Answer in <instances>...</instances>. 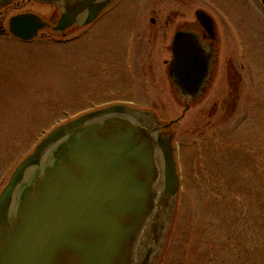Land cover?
<instances>
[{"label": "rangeland", "instance_id": "obj_1", "mask_svg": "<svg viewBox=\"0 0 264 264\" xmlns=\"http://www.w3.org/2000/svg\"><path fill=\"white\" fill-rule=\"evenodd\" d=\"M125 1L111 14L118 18L110 25L112 34L122 36L129 29V20L120 12L135 11L136 4ZM144 1L142 34H147L154 5L170 11L179 8V0ZM199 1L187 0V15ZM213 1L214 8L223 10L240 30L247 47L246 68H237L236 52L220 53V59L230 57L238 71L231 69L236 78L231 87L234 98L221 65L205 94L183 116L185 104L174 88L167 92V83L158 81V75L153 82L147 74L152 47L144 36L136 74L120 85L128 88L121 89V95L114 81L118 68L107 67L101 57L106 46L101 26L78 33L74 41L51 35L29 43L11 35L0 37V192L17 164L53 126L125 98L128 90L144 88L147 94L139 92L135 102L156 108L160 123L182 116L166 130L173 135L180 189L157 264H264V14L255 0ZM17 10L51 20L54 7L18 1L2 10V18ZM157 61L155 73L163 70L161 59Z\"/></svg>", "mask_w": 264, "mask_h": 264}, {"label": "water", "instance_id": "obj_2", "mask_svg": "<svg viewBox=\"0 0 264 264\" xmlns=\"http://www.w3.org/2000/svg\"><path fill=\"white\" fill-rule=\"evenodd\" d=\"M38 1L57 5L56 25L33 13L14 15L13 35L30 40L46 28L65 34L106 5ZM173 44L168 76L188 107L210 81L213 53L188 31L177 32ZM169 126L148 110L111 105L51 131L0 194V264H157L179 191Z\"/></svg>", "mask_w": 264, "mask_h": 264}, {"label": "flooded vegetation", "instance_id": "obj_3", "mask_svg": "<svg viewBox=\"0 0 264 264\" xmlns=\"http://www.w3.org/2000/svg\"><path fill=\"white\" fill-rule=\"evenodd\" d=\"M23 1V0H11L7 4H4L0 6V37L8 38L10 35L15 37L16 39L21 40L22 42L29 43L32 42L37 37H42L44 35L48 36L51 35L54 38H64L65 37L71 41H74L76 37L79 35L78 33L84 32V34L89 33L91 30L96 28L97 26H101L100 30V36L104 40L103 42L106 44L104 47L105 52L102 51L101 57L104 62L108 64L107 67L109 68H118V74L117 77L114 78L115 83L119 86L120 91L118 94H123L122 90L128 89L124 88L122 89L120 85H124V83L127 84L128 80L131 78L130 76L135 75L137 70V65L139 61V44L142 42V37H146V43L147 46L152 47L150 49V58L148 64L146 65L148 73L154 82L156 79V75H158L159 80H161L162 84H168L167 90L164 85V91L171 93L172 92V83L168 76V67L170 64L171 59L173 58V42L174 37L177 32L185 31V32H191L195 34L200 41V44L207 50L212 51L213 58L211 61V78L210 81L205 86L204 92L205 94L207 87L209 83L212 81L215 77L214 74L217 73V71H220V66L223 65L225 67V76L227 78L228 87L230 88L229 96L230 98L232 96V88L235 85L236 78L232 76V71L235 74L238 71L235 69V64L231 61L230 57L222 58L220 59V53L223 52H236L237 56L236 59L238 60V63L240 62V66H237V68L245 69V61L244 56L247 52L246 44L244 43V39L241 36L240 30H238L235 26V23L233 19L226 15V13H223V10L220 9V11H217L214 8L215 2L211 0L206 1H199L200 5L195 7L192 11V15H187V0H179V8L177 10H167V9H161L160 7L153 6L147 19V34H142V25L144 21L141 22L143 16L140 11L141 5L145 2L142 0V3L140 0H133L134 4H136L135 11H128V12H120L123 14V17L129 20V29H127L123 35L121 36L118 33L112 34V27L110 25L117 23L118 18L117 15H111L113 12H117L118 9L127 1L125 0H101L105 1V6L102 9V11L96 16L91 22L80 24L78 23L74 24L70 28H68L65 32V34H59L53 31L52 28H46L42 29L38 32V34L30 39V40H24L21 39L15 35H13L8 27L9 20L14 15L19 14H25V13H33L36 15V12L33 11H27V10H17L16 12L10 14L7 18L3 19V12L5 8L11 6L12 4ZM32 2H38L43 3L38 0H27ZM257 1V0H256ZM259 1V0H258ZM48 4V3H47ZM54 7V11L51 15V20H46L45 17L42 18L45 19V21L49 22L50 24L56 25L59 16L60 11L56 4L50 3ZM138 5L140 8L137 10ZM161 5V3H159ZM143 6V5H142ZM157 7V8H156ZM157 10V11H156ZM203 15L208 19H210L213 26L211 27V31L207 30L205 27L206 21L203 18ZM227 19H226V18ZM224 27V28H223ZM74 31V32H72ZM72 32V33H70ZM70 33V34H69ZM121 36V37H119ZM61 37V38H59ZM123 46V47H120ZM149 50V49H148ZM241 53V54H238ZM157 59H161L163 64V70L157 69L155 73V63H159ZM223 61V63H222ZM234 61V59H233ZM235 70V71H234ZM117 71V69H116ZM108 74V72H105ZM238 77V75H237ZM109 79V78H108ZM143 82V81H142ZM239 82V81H238ZM157 81L155 82V84ZM154 84V83H153ZM122 89V90H121ZM144 88H139V90L133 89L132 91L125 92V98L122 95V98H117L110 100V102L93 107L89 110L99 109L104 106H108L110 104H121L125 103L129 107L138 108L142 110H148L155 115H159L156 108L153 107H144L138 105L135 101H137L140 97V93H143L144 95L147 94V92H142ZM201 95V96H202ZM200 96V97H201ZM231 99V100H232ZM110 103V104H109ZM216 104L213 105V109L215 108ZM190 106L185 107L186 111L189 109ZM178 120L173 121L171 126L176 123ZM169 128V127H168Z\"/></svg>", "mask_w": 264, "mask_h": 264}]
</instances>
